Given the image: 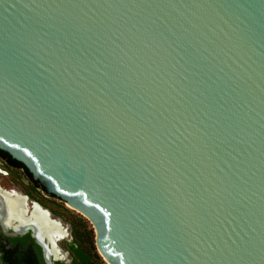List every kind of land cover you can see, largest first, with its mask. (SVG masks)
Returning a JSON list of instances; mask_svg holds the SVG:
<instances>
[{
	"label": "water",
	"instance_id": "95a60500",
	"mask_svg": "<svg viewBox=\"0 0 264 264\" xmlns=\"http://www.w3.org/2000/svg\"><path fill=\"white\" fill-rule=\"evenodd\" d=\"M0 149L108 264H264V0H0Z\"/></svg>",
	"mask_w": 264,
	"mask_h": 264
},
{
	"label": "flooded vegetation",
	"instance_id": "af4514ba",
	"mask_svg": "<svg viewBox=\"0 0 264 264\" xmlns=\"http://www.w3.org/2000/svg\"><path fill=\"white\" fill-rule=\"evenodd\" d=\"M15 201L17 204H13ZM8 203L23 206L25 215H31L35 206H38L46 211L50 219L62 223L66 235L51 238L55 244L49 242L47 246L52 264H108L95 246V235L94 242L90 243L86 228L78 230L76 223L62 219V206L68 205L56 194L49 192L25 163L0 149V209L2 206H9ZM2 215L0 210V220ZM41 223L43 227V222ZM54 250L60 253V259H55L57 256ZM45 251L37 243L31 229L23 235H15L10 230L4 231L0 221V264H47Z\"/></svg>",
	"mask_w": 264,
	"mask_h": 264
},
{
	"label": "bare ground",
	"instance_id": "6f19581e",
	"mask_svg": "<svg viewBox=\"0 0 264 264\" xmlns=\"http://www.w3.org/2000/svg\"><path fill=\"white\" fill-rule=\"evenodd\" d=\"M5 200L6 199H4V203L6 202ZM15 202L16 203L13 202V204H17V201H15ZM9 203H8L9 206H2L1 209H0L1 211L4 212V215H5L4 220H6L5 222H13L16 219L15 221L17 223L19 220L20 221H26V220H29V219H36L40 223L43 222V227L46 230V235L48 236L49 240L52 241L51 238L59 237V236L61 237V236L66 235V230L62 226V223H60L58 220L50 219L47 216L46 211L38 208V206H35L34 210L31 212V215L30 214L29 215H25L24 214L25 209H22L23 206H19V205L18 206L17 205L16 206H14V205L12 206L11 205L12 202H11V204H9ZM55 252H56L57 258H59L61 256L60 253H58V251H55Z\"/></svg>",
	"mask_w": 264,
	"mask_h": 264
},
{
	"label": "rangeland",
	"instance_id": "374dc122",
	"mask_svg": "<svg viewBox=\"0 0 264 264\" xmlns=\"http://www.w3.org/2000/svg\"><path fill=\"white\" fill-rule=\"evenodd\" d=\"M62 207L64 208V210L61 211L60 213L62 219L65 221H73V224L76 223L75 226L77 227L78 230L82 227L86 228L87 235L89 236V242L90 243L94 242L95 233L89 221H87V219L82 214L72 209L70 206H62Z\"/></svg>",
	"mask_w": 264,
	"mask_h": 264
}]
</instances>
